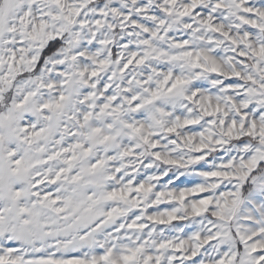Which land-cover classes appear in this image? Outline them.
Wrapping results in <instances>:
<instances>
[{
  "label": "snow or ice",
  "instance_id": "1",
  "mask_svg": "<svg viewBox=\"0 0 264 264\" xmlns=\"http://www.w3.org/2000/svg\"><path fill=\"white\" fill-rule=\"evenodd\" d=\"M0 264H264V0H0Z\"/></svg>",
  "mask_w": 264,
  "mask_h": 264
}]
</instances>
